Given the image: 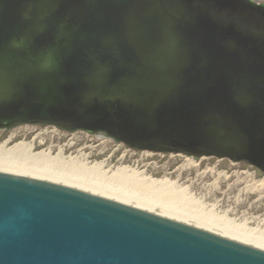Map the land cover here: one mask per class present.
Wrapping results in <instances>:
<instances>
[{"label":"water","instance_id":"95a60500","mask_svg":"<svg viewBox=\"0 0 264 264\" xmlns=\"http://www.w3.org/2000/svg\"><path fill=\"white\" fill-rule=\"evenodd\" d=\"M21 126L264 174V4L0 0V131ZM0 264H264V248L0 171Z\"/></svg>","mask_w":264,"mask_h":264},{"label":"rangeland","instance_id":"374dc122","mask_svg":"<svg viewBox=\"0 0 264 264\" xmlns=\"http://www.w3.org/2000/svg\"><path fill=\"white\" fill-rule=\"evenodd\" d=\"M0 160L20 164L15 171H0L42 179L29 171L61 174L73 181L69 186L264 246V174L241 162L134 151L110 139L51 126L0 131Z\"/></svg>","mask_w":264,"mask_h":264},{"label":"bare ground","instance_id":"6f19581e","mask_svg":"<svg viewBox=\"0 0 264 264\" xmlns=\"http://www.w3.org/2000/svg\"><path fill=\"white\" fill-rule=\"evenodd\" d=\"M100 138H104V137H100ZM105 139V138H104ZM21 145H24V144H19V145H16V147L17 146H19V147H21L22 148V146ZM28 146V145H27ZM3 147H4V145H3ZM15 147V146H14ZM24 147V146H23ZM25 148V147H24ZM31 148H32V144H30L29 146H28V152H29V150H31ZM4 149V148H3ZM20 148H18V150H19ZM14 150V149H13ZM1 151H2V149H1ZM27 152V153H28ZM24 153H25V151H24ZM28 155V154H27ZM46 155H48V154H46ZM18 156V155H17ZM41 156V155H40ZM42 156H44V155H42ZM46 157V156H45ZM25 158V157H24ZM2 159V158H1ZM8 159V158H7ZM27 159V158H26ZM47 159V158H46ZM45 160V159H44ZM9 161V160H8ZM8 161H6V160H0V169H6V170H9V171H15V170H17L18 168H20L19 167V165H17L16 163L15 164H13V163H9ZM11 161V160H10ZM23 164V163H22ZM22 166V165H21ZM34 166V165H33ZM29 167V166H28ZM35 169H37V168H35ZM25 170V168L24 169H22V171H24ZM30 170V169H29ZM31 170H32V168H31ZM43 170V169H42ZM46 170H47V168H46ZM5 172V171H4ZM30 172V173H29ZM28 173L29 174H33L34 176H39V175H41V176H43L45 179H42V177L41 178H38V179H42V180H47V179H50L51 180V182H55V183H57L58 181H63L64 183H65V185H69V183H73V181H70V179H64V177L62 178L59 174H51V173H48V172H40V171H34V170H32V171H29ZM31 177H33V176H31ZM70 177V176H69ZM35 178H37V177H35ZM68 178V177H67ZM73 178V177H72ZM50 180H47V181H50ZM75 181V180H74ZM263 184H264V179H263V182H262ZM60 184H63V183H60ZM73 187V186H72ZM77 188V187H76ZM80 189V188H79ZM82 190H85V189H82ZM86 191H88V190H86ZM89 192H91V191H89ZM92 193H94V192H92ZM105 193V192H104ZM96 194V193H95ZM103 196V195H102ZM106 197V196H105ZM109 198V197H108ZM112 199V198H111ZM115 200V199H114ZM121 202V201H120ZM124 203V202H123ZM239 233V232H238ZM230 235V234H229ZM231 237H233V238H236V239H238V238H240V237H237L236 235H230ZM242 236H243V234H242ZM246 238L245 237H243V239L241 238V240H243L244 242H247V243H250V244H253V245H256V246H259V247H262V248H264V246L263 245H260L259 243H254V242H251V241H248V240H245Z\"/></svg>","mask_w":264,"mask_h":264},{"label":"flooded vegetation","instance_id":"af4514ba","mask_svg":"<svg viewBox=\"0 0 264 264\" xmlns=\"http://www.w3.org/2000/svg\"><path fill=\"white\" fill-rule=\"evenodd\" d=\"M253 1L260 3V4H264V0H253Z\"/></svg>","mask_w":264,"mask_h":264}]
</instances>
